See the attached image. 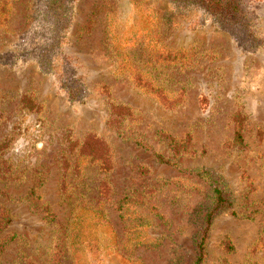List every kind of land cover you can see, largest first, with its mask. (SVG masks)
I'll return each instance as SVG.
<instances>
[{"label":"rangeland","instance_id":"374dc122","mask_svg":"<svg viewBox=\"0 0 264 264\" xmlns=\"http://www.w3.org/2000/svg\"><path fill=\"white\" fill-rule=\"evenodd\" d=\"M46 3L0 0V264H196L213 182L204 264H264V0Z\"/></svg>","mask_w":264,"mask_h":264},{"label":"trees","instance_id":"16d2710c","mask_svg":"<svg viewBox=\"0 0 264 264\" xmlns=\"http://www.w3.org/2000/svg\"><path fill=\"white\" fill-rule=\"evenodd\" d=\"M72 0H47L46 8L48 12L54 14V12L66 11L67 5ZM175 3L179 4H187V5H196L205 10L209 15L216 20L221 27L226 30L234 31H247L250 30L252 17L247 8L246 0H172ZM252 41H257L258 39L251 35ZM46 57V55H41ZM72 94L73 91L69 90ZM121 110H125L119 106H113L111 108V115L109 119V123L111 125H115L114 123L118 121ZM240 139V137H239ZM139 146L146 147L141 140H137ZM159 162L161 163H173L169 160H166L162 156H157ZM201 177L210 178L211 173L208 171H204L201 174ZM211 185V184H210ZM209 199L210 210L206 216L205 227L197 239V262L196 264H204L206 259V242L209 235V230L212 225V221L214 216L229 208L231 206V200L229 195H227L221 188L217 186V182H213L211 185ZM4 222V220H3ZM6 224V223H5Z\"/></svg>","mask_w":264,"mask_h":264}]
</instances>
